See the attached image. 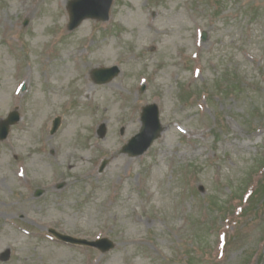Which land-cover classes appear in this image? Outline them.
<instances>
[{
  "label": "rangeland",
  "instance_id": "1",
  "mask_svg": "<svg viewBox=\"0 0 264 264\" xmlns=\"http://www.w3.org/2000/svg\"><path fill=\"white\" fill-rule=\"evenodd\" d=\"M67 1L0 0V120L21 116L0 141V264H264V195L243 196L264 169V0H113L73 31ZM150 102L161 136L121 153Z\"/></svg>",
  "mask_w": 264,
  "mask_h": 264
},
{
  "label": "water",
  "instance_id": "2",
  "mask_svg": "<svg viewBox=\"0 0 264 264\" xmlns=\"http://www.w3.org/2000/svg\"><path fill=\"white\" fill-rule=\"evenodd\" d=\"M112 0H71L69 1V13H70V28L76 27L83 18L93 17L99 19H107L108 10L110 7ZM119 70L117 67L112 68H101L94 69L92 71L93 78L96 82H107L111 80L116 74H118ZM19 119L17 113L13 112L9 115V117L0 123V138H4L8 132L9 125L16 122ZM143 126L139 134H137L134 138H132L129 143L124 146V151H129L131 154L133 153H141L143 152L151 143V141L159 135L160 127L158 121V111L156 105H149L143 108V112L141 115ZM59 124V119L54 121V131ZM152 126V131L147 132V127ZM103 126H101V133L103 134ZM102 164L100 170L103 169ZM40 191H37L38 195ZM54 236L58 239L67 241L70 243L93 246L98 248L101 252H106L111 249L114 244L108 238H101L94 241H88L85 239L74 238L68 235H63L61 233L56 232L53 229L49 230Z\"/></svg>",
  "mask_w": 264,
  "mask_h": 264
},
{
  "label": "bare ground",
  "instance_id": "3",
  "mask_svg": "<svg viewBox=\"0 0 264 264\" xmlns=\"http://www.w3.org/2000/svg\"><path fill=\"white\" fill-rule=\"evenodd\" d=\"M37 34L39 33V32H36ZM32 49H34L33 47H32Z\"/></svg>",
  "mask_w": 264,
  "mask_h": 264
}]
</instances>
